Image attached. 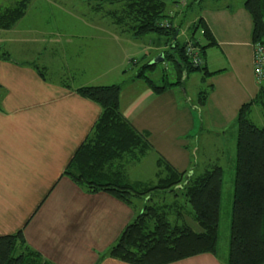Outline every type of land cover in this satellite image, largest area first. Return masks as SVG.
I'll list each match as a JSON object with an SVG mask.
<instances>
[{
	"label": "crops",
	"instance_id": "crops-1",
	"mask_svg": "<svg viewBox=\"0 0 264 264\" xmlns=\"http://www.w3.org/2000/svg\"><path fill=\"white\" fill-rule=\"evenodd\" d=\"M244 1L198 0L199 15L193 23L203 17L211 30L209 38L200 29L204 43L210 41L204 60L207 69L213 71L202 76L206 85H213L203 106L189 94L186 81L154 93L140 78H133L136 63L130 59H151L152 53L164 50L159 49L165 42L159 35H150L148 42L140 44L134 50H140L139 55L121 50L116 63L110 60V51L105 47L89 62L83 58L65 62L57 58L51 66L46 61L47 69L53 67L58 79L43 78L31 65H40L44 59L39 48L27 59L14 57L22 63L0 57V235L22 229L26 244L54 264H134L102 254L140 210L141 198L127 203L108 191L88 190L64 172L101 110L98 102L80 94L76 87L122 83L120 109L138 130L147 133L151 143L139 158L125 161L123 157L121 163L115 159L110 164V169L119 171L124 179L154 182L159 154L188 173L200 170L199 154L213 152L214 158L221 161L229 144L223 142L225 134L218 132L235 127L237 133L238 110L261 85L253 69V16ZM177 2L190 1H175L173 5ZM90 23H94L89 25L91 33L104 28L117 30V42L129 38L144 41L142 36L146 35H134L122 23ZM27 30L46 31L40 25H28ZM58 33L63 34V29ZM65 72L68 75L61 81ZM258 105H253L251 118ZM212 131L216 137L208 135L206 141L199 140L204 134L213 135ZM217 137L222 146L215 148ZM230 150L232 157L235 149ZM150 151L157 154L155 180L130 177L127 165ZM228 253L202 252L162 264H228Z\"/></svg>",
	"mask_w": 264,
	"mask_h": 264
},
{
	"label": "trees",
	"instance_id": "trees-1",
	"mask_svg": "<svg viewBox=\"0 0 264 264\" xmlns=\"http://www.w3.org/2000/svg\"><path fill=\"white\" fill-rule=\"evenodd\" d=\"M122 2L120 9L112 10L117 23L126 24L134 35L140 36L153 32L164 35L169 49L162 50L175 73L173 80L166 79L157 84L145 69H153L157 62L147 59L135 71L133 78H140L154 93L166 88L183 84L185 73L195 69L203 70V76L213 71L207 69L204 60L205 47L194 36L181 41L177 34L179 25H175L166 11L165 0H107ZM177 1V0H172ZM191 0L189 4H193ZM27 0L17 2L0 11V27H9L13 21L23 16ZM246 8L254 21V38L264 34V0H245ZM194 28L202 29L209 37L211 30L199 17ZM172 39V40H171ZM192 41L200 48L203 61L195 65L189 58L186 45ZM0 57L13 58L8 51ZM131 58L137 63L140 61ZM31 65L45 78L44 69L37 63ZM125 71V70H124ZM121 82L106 84L79 85L76 90L101 106L100 113L83 141L79 143L73 155L64 167V172L75 182L88 190H105L127 203L135 197L144 199L140 210L125 224L118 237L102 255L107 254L134 264H162L190 255L212 252L219 247L220 210L223 193L224 168L220 160L210 161L203 170L188 173L173 166L162 155H158L156 180L152 183L144 180L128 181L119 171L110 169V164L118 159L121 163L139 158L151 143L147 133L138 130L120 109ZM209 83L200 89L196 103L203 106L207 102ZM0 85V97L2 96ZM260 104L264 113V82L257 94L244 102L235 118L237 126L235 149V188L232 205L231 235L228 264H264V124L259 125L250 116L254 104ZM175 195L176 214L168 217L170 204H150L148 201L156 194ZM183 196V197H180ZM183 198L180 205L177 198ZM194 221L189 222L183 212L184 206ZM168 206V207H167ZM0 264H54L38 251L31 249L25 242L22 229L0 235Z\"/></svg>",
	"mask_w": 264,
	"mask_h": 264
},
{
	"label": "rangeland",
	"instance_id": "rangeland-1",
	"mask_svg": "<svg viewBox=\"0 0 264 264\" xmlns=\"http://www.w3.org/2000/svg\"><path fill=\"white\" fill-rule=\"evenodd\" d=\"M181 1V0H177ZM185 1V0H184ZM191 1V0H189ZM17 0H0V11H3L7 7L14 5ZM175 2L168 1L166 11L169 12L170 19L175 25H179L180 32L177 37L181 41L185 40L189 36H194L204 43V37L202 36L201 30L194 28L193 21L199 15V2L198 0L193 1V4H187V2ZM123 6L122 2H108L107 0H27L25 7L24 16H21L17 20L13 21L9 27H0V53L3 51H8L10 55L18 59H27L34 52L35 48L41 49V59L42 62L40 66L44 69L45 75L49 78L55 79L59 77L56 70L53 73L52 62L54 59L59 58L65 62L66 60H74L83 58V60L98 55L100 49L103 47L109 49L110 60L116 63L121 58V50H126L130 54L139 55L137 50L138 46L148 42L150 35L156 36L157 34L149 32L142 36L144 41L138 38H129L127 42H117L120 34L117 30L113 28L102 29L99 32L91 33L90 31V20L97 22H108L116 23L114 12L112 10H118ZM28 25H35L46 31L40 32L38 30H27ZM63 29V34H59L58 30ZM64 30L66 31L64 33ZM68 32V33H67ZM67 33V35H66ZM163 38L165 39L164 35ZM160 36V38H161ZM61 39V40H60ZM172 40V39H171ZM162 41V38H161ZM144 42V43H143ZM168 40L161 42V47L159 49H169ZM158 49V50H159ZM58 52V53H57ZM156 53H152L150 58H153ZM45 60V61H44ZM146 59H141L135 64L133 72L137 71ZM19 61V60H18ZM44 61V62H43ZM46 61L51 64L48 67ZM117 66L120 65L117 63ZM115 71V70H113ZM145 72L150 74L157 84L164 81V77L169 80L175 78V73L173 72L171 62L165 58L164 60H159L153 69H145ZM68 72L61 81L65 80ZM203 70L195 69L189 74H185L184 81L188 87L189 94L193 99H196L198 91L200 89H205L207 87L206 82L202 79ZM56 79V80H57ZM252 118L254 122L259 125H263V110L260 105L256 106L253 111ZM196 131L199 130L197 125ZM214 131H212L213 133ZM219 135H224V144H229L230 148L236 149V131L235 127L233 129H228L224 133L218 132ZM210 138L216 137V135L204 134L199 140L201 142L206 141L207 136ZM218 143L214 145L215 148L222 146L219 142L220 137H217ZM235 143V146L233 145ZM196 143V142H195ZM232 144V147H231ZM196 145V144H195ZM206 145H203L204 148ZM228 153L224 154V159L219 161L224 168V179H223V193H222V203L220 210V225H219V252L224 253L229 250L230 235H231V220H232V205H233V195L235 188V151L230 157V148ZM213 150V149H212ZM214 151V150H213ZM202 155L199 154L198 160L200 165V170H203L210 161H215L214 155L212 154ZM157 154L150 151L139 161L131 162L127 165V172L130 177L143 178L155 180V156ZM218 156H221L220 154ZM209 157H212L208 159ZM218 160V159H217ZM180 197H183L180 195ZM177 198L180 205L184 203L183 198ZM175 195L172 192L167 194H156L148 202L150 204L158 205L159 207L163 204H170L167 208L168 217L173 219L176 214L175 205ZM143 202L144 199H140ZM191 207V205L189 204ZM189 206L186 204L184 206L183 212L186 219L189 222H195L190 216V212L187 210Z\"/></svg>",
	"mask_w": 264,
	"mask_h": 264
},
{
	"label": "built area",
	"instance_id": "built-area-1",
	"mask_svg": "<svg viewBox=\"0 0 264 264\" xmlns=\"http://www.w3.org/2000/svg\"><path fill=\"white\" fill-rule=\"evenodd\" d=\"M186 51L195 65L202 63L203 58L198 45L188 41ZM253 69L259 82H264V34L253 39Z\"/></svg>",
	"mask_w": 264,
	"mask_h": 264
},
{
	"label": "water",
	"instance_id": "water-1",
	"mask_svg": "<svg viewBox=\"0 0 264 264\" xmlns=\"http://www.w3.org/2000/svg\"><path fill=\"white\" fill-rule=\"evenodd\" d=\"M163 58V52H158L153 58L150 59V62H157Z\"/></svg>",
	"mask_w": 264,
	"mask_h": 264
}]
</instances>
